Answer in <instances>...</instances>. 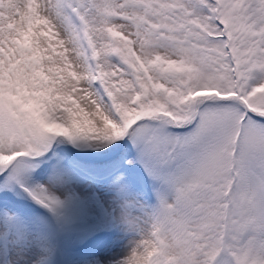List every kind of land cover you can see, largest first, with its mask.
Listing matches in <instances>:
<instances>
[{
    "label": "snow or ice",
    "instance_id": "obj_1",
    "mask_svg": "<svg viewBox=\"0 0 264 264\" xmlns=\"http://www.w3.org/2000/svg\"><path fill=\"white\" fill-rule=\"evenodd\" d=\"M0 264H264V0H0Z\"/></svg>",
    "mask_w": 264,
    "mask_h": 264
}]
</instances>
